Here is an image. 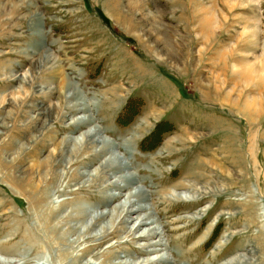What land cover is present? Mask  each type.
I'll use <instances>...</instances> for the list:
<instances>
[{
	"label": "rangeland",
	"instance_id": "rangeland-1",
	"mask_svg": "<svg viewBox=\"0 0 264 264\" xmlns=\"http://www.w3.org/2000/svg\"><path fill=\"white\" fill-rule=\"evenodd\" d=\"M90 128L97 143L76 150ZM197 169L209 185L189 179ZM183 183L197 193L175 192ZM138 188L159 235L102 237L109 197ZM159 252L264 264V0H0L1 259L145 264Z\"/></svg>",
	"mask_w": 264,
	"mask_h": 264
},
{
	"label": "bare ground",
	"instance_id": "bare-ground-1",
	"mask_svg": "<svg viewBox=\"0 0 264 264\" xmlns=\"http://www.w3.org/2000/svg\"><path fill=\"white\" fill-rule=\"evenodd\" d=\"M67 86L68 84H65L64 87L61 90V87L59 88V90H56L54 93H58L59 94H66L67 91ZM61 90V92H60ZM43 93V92H42ZM61 94V95H62ZM45 95V93H44ZM46 95H50V93H46ZM76 105H72L70 106V108L74 107ZM72 110V109H70ZM83 120H77L76 124H82ZM96 131L93 128H90L89 130L85 131V132H81L80 136L78 138H75L73 140H71V142L74 145V148L76 150H79L81 147H83L88 141L92 140L93 142L97 143L96 140ZM99 142L102 144V147L100 150H98L97 152H101L103 153L104 151H108L109 150V144L106 143L107 141L102 139L99 140ZM64 143H66V140L64 141ZM112 145V144H110ZM97 152H94L93 154H96ZM97 155V154H96ZM118 159H120V156L115 155V153H113L110 156V159L107 160L106 162L102 163L101 162V169H97L96 172L92 175L93 179L97 178L100 175L101 170L105 167H113L112 165H115V161H117ZM90 161L89 156L87 157V161L85 163H88ZM110 163V164H109ZM195 170V169H194ZM199 170V174L195 175L192 174L191 176H189V179L198 182V183H202V182H206L208 183V185L210 184V181L208 179L207 176V172L204 169H197ZM196 174V173H195ZM135 182L132 178V180L130 181V183ZM198 183L196 185H198ZM135 184V183H133ZM196 185H187L185 183L180 184L176 187H174L175 192L183 190V191H190L193 193H197V188ZM111 186V185H109ZM107 186V187H109ZM161 196V202L163 203V199L165 200V198L167 196L172 195L171 191L165 190L164 191V195L163 192H155V193H151L150 197H151V204H154L156 206V202L154 197L155 196ZM146 193L143 192V190L140 188H138L135 192H131L128 196H124L120 199L119 196H114V197H109L111 201H118L117 203H114L112 206H108L110 207L109 212H105L101 215V219L104 221L107 219V221L101 226V230H100V234L101 236H106L109 235L110 233H112L113 231H118L121 230L120 227H122L123 231L126 232V237H130V236H135V238H137V240H150L151 238L155 237L156 235H159L156 233L157 228H156V221L154 220V212L152 210V208L150 206L148 207H142L140 206V202L146 199ZM120 199V200H119ZM107 203V202H106ZM102 221V222H103ZM126 226V227H125ZM212 226V225H211ZM93 228H89L88 230L90 231ZM88 232V231H87ZM88 234V233H87ZM161 245V246H166L164 241L162 239H160L159 241H157L155 243V245ZM220 247V245H219ZM16 253V252H15ZM17 256V255H15ZM154 262H159L162 264H173V262H171L165 254H161L159 252L158 256L156 257V259L153 260H148V261H144L143 263L145 264H151ZM16 264V262H6V260L1 259L0 257V264ZM176 263V262H175Z\"/></svg>",
	"mask_w": 264,
	"mask_h": 264
},
{
	"label": "trees",
	"instance_id": "trees-1",
	"mask_svg": "<svg viewBox=\"0 0 264 264\" xmlns=\"http://www.w3.org/2000/svg\"><path fill=\"white\" fill-rule=\"evenodd\" d=\"M128 110H134V105L131 106L130 103H129L128 106L126 107V110L125 111H128ZM129 118H131L132 121L134 119V117L132 119V117H130V116H127V117L125 116L124 118L121 117L120 119H118L119 120V124L122 123L124 125H127L129 123ZM124 120H127V122H125ZM158 132H159V138H160V136L162 135V133H161V131H158ZM155 141H157V140L155 139ZM157 143H155V144H157Z\"/></svg>",
	"mask_w": 264,
	"mask_h": 264
}]
</instances>
